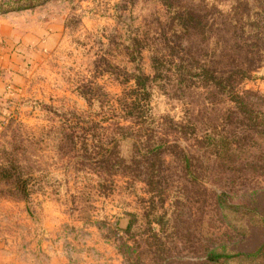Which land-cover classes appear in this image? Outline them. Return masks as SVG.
I'll return each instance as SVG.
<instances>
[{"label":"rangeland","instance_id":"rangeland-1","mask_svg":"<svg viewBox=\"0 0 264 264\" xmlns=\"http://www.w3.org/2000/svg\"><path fill=\"white\" fill-rule=\"evenodd\" d=\"M180 1L202 14L224 15L238 3ZM250 1L264 10V0ZM170 23L163 0H51L0 15V158L18 156L36 180L28 203L0 185V264H238L212 262L210 255L222 249L250 254L264 242L258 218L221 206L247 213L256 200L264 211V133L254 126L264 117L255 122L249 116L264 115V67L237 84L242 104L196 81L183 86L177 66L187 54L217 69L233 56L246 69L251 61L234 53L245 42L220 19L222 31L212 34L209 46L191 33L180 47ZM258 23L264 30V14ZM134 38L176 56L164 60V91L156 88L151 103L166 144L157 187L145 167L140 175H109L77 154L67 157L51 128L61 125L55 114L90 111L81 88H101L107 109L117 110L134 85L119 77L133 72L125 47ZM142 66L154 75L150 53ZM155 234L168 250L164 261L152 257Z\"/></svg>","mask_w":264,"mask_h":264},{"label":"trees","instance_id":"trees-1","mask_svg":"<svg viewBox=\"0 0 264 264\" xmlns=\"http://www.w3.org/2000/svg\"><path fill=\"white\" fill-rule=\"evenodd\" d=\"M50 1L1 0L0 15L33 10ZM163 5L170 14V33H172L176 43L180 44V47H182L183 40L191 33L208 42L207 45L209 46L212 34L217 31L215 35H218V32L222 31L216 27L219 19L242 42H245L244 45L236 44L234 53L236 55L246 53L250 57L251 63L248 69L244 68L240 59L234 56L231 60L229 59L228 67L217 69L206 63L193 61L196 59L192 54L187 55L193 63L186 65L189 60H185V58L188 57H180L183 64L177 66L180 72L178 73L181 74L179 80L181 85H194L196 81L204 88H213L218 93L231 98L232 102L242 104L236 91L237 84L250 79L252 71L264 67V43L260 44L259 40L254 42V39L264 37V30L258 23V17L263 16L264 10L254 5L250 6V0L233 2L231 11L226 15L220 12L202 14L200 11L183 6L180 0H163ZM165 37L164 45L166 48L168 36ZM158 47V45L144 43L139 38L132 39L130 45L125 47L129 63L133 65V72H124V74H119V77H123L122 84L128 85L133 82L134 85L124 92V96L118 101L117 110L107 109L106 103L108 101L101 98L105 96L101 88L85 87L80 89V96L86 101L90 111L79 114L77 111L69 110L59 116L54 115L61 122L60 126L51 127L57 130L56 142L60 153H66L69 158L73 154H77L89 161L90 166H95L96 169H100L109 175H115L120 171L140 175L143 172L141 168L145 167L146 172L144 173L148 177V182H150L151 187H157L158 167H160L166 144L159 136L155 118L151 113V103L156 88L164 91V86L160 82L163 81L165 71L164 60L167 57H176L175 54L166 55L165 50ZM167 49L170 47L167 46ZM146 52L150 53L153 76L147 75L143 70L142 63ZM204 57L206 56L204 55ZM214 64L218 66L219 63L215 62ZM95 105L100 108V113L96 116L92 112ZM249 116H251L250 120L255 122L264 117L260 114L256 116L254 112L250 113ZM256 125L263 127L262 133H264V121L262 123L257 122L254 126ZM79 132L84 133L85 137L79 138ZM97 154L100 156L99 161L94 162L93 156ZM35 183L33 172L27 170L24 162L18 156L6 153L3 158H0V185L11 189L10 196L26 203L30 202L35 191ZM256 204L257 202L254 200L248 212L241 214L237 209L227 206L226 202H222L221 206L225 207L223 209L226 212L231 211L235 216L246 215L252 220L258 218L255 224H262L264 229V211H260ZM155 222L161 223L159 220ZM131 225L132 223L128 225L127 231H130ZM152 240L150 245V249L153 251L152 257L155 261H164L168 250L162 243L161 237L155 234ZM210 259L212 262L264 264V242L250 254L229 252L226 249L214 250Z\"/></svg>","mask_w":264,"mask_h":264}]
</instances>
